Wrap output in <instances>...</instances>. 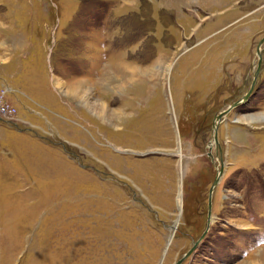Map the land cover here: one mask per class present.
Masks as SVG:
<instances>
[{
    "label": "rangeland",
    "instance_id": "rangeland-1",
    "mask_svg": "<svg viewBox=\"0 0 264 264\" xmlns=\"http://www.w3.org/2000/svg\"><path fill=\"white\" fill-rule=\"evenodd\" d=\"M262 37L264 0H0V264H264Z\"/></svg>",
    "mask_w": 264,
    "mask_h": 264
},
{
    "label": "water",
    "instance_id": "water-1",
    "mask_svg": "<svg viewBox=\"0 0 264 264\" xmlns=\"http://www.w3.org/2000/svg\"><path fill=\"white\" fill-rule=\"evenodd\" d=\"M263 39H264V37H262L261 41H263ZM258 71H259V67L257 66L254 69L252 76H254L256 73H258ZM252 83H253V81L251 82V84H249L248 89L241 95L240 98H238L236 101L230 103L229 106H227L225 109H222L221 111L217 112L214 115L213 127L216 126L215 122L219 119V117L227 114V112L229 111L230 108L236 106L237 104L244 102L247 99L248 95L250 94L251 88H252ZM216 182H217V176L214 178L212 185L216 184ZM209 190H211V189H209ZM199 239H200V237L198 239H196L195 241H193L192 245L179 258H177L173 264H179V263H181V261L183 259H185L187 256H189L192 253V251L194 250V248L196 247V245L198 244Z\"/></svg>",
    "mask_w": 264,
    "mask_h": 264
},
{
    "label": "bare ground",
    "instance_id": "bare-ground-1",
    "mask_svg": "<svg viewBox=\"0 0 264 264\" xmlns=\"http://www.w3.org/2000/svg\"><path fill=\"white\" fill-rule=\"evenodd\" d=\"M262 43L264 44V41H263ZM262 43H261V44H262ZM261 44H260V45H261ZM260 51H261V48L258 46V48H257L258 55H259V52H260ZM148 86H149V85H148ZM148 86H147L146 90H144V92H145L144 94H146V95H148L149 92H150V90H149L150 87H148ZM74 89H75V88H74ZM143 96H144V95H143ZM101 105H102V104H101ZM100 114H102V115H99V116L102 117V116H103V112H101ZM120 115H122V117H123V116H124V113L121 112ZM222 117H223V116L219 117V119H218L215 123L217 124V122H218ZM213 141H216V139H213ZM209 145H210V143H209ZM209 145H208V146H209ZM209 157L211 158V157H212V154L209 153ZM211 160H212V158H211ZM211 220H212V219L209 218V219H208V223H210Z\"/></svg>",
    "mask_w": 264,
    "mask_h": 264
},
{
    "label": "built area",
    "instance_id": "built-area-1",
    "mask_svg": "<svg viewBox=\"0 0 264 264\" xmlns=\"http://www.w3.org/2000/svg\"><path fill=\"white\" fill-rule=\"evenodd\" d=\"M0 120H2L3 122L9 124V125H16L15 120L12 119L11 117H5L4 115L0 114Z\"/></svg>",
    "mask_w": 264,
    "mask_h": 264
}]
</instances>
